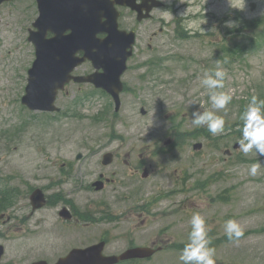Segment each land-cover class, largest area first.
I'll return each instance as SVG.
<instances>
[{"label": "rangeland", "instance_id": "1", "mask_svg": "<svg viewBox=\"0 0 264 264\" xmlns=\"http://www.w3.org/2000/svg\"><path fill=\"white\" fill-rule=\"evenodd\" d=\"M178 1L186 6L175 12L173 8L155 10L153 18L141 23L128 10L120 9V27L135 28L137 35L133 55L122 75L126 88L120 94L118 112L110 97L87 88L71 89L68 96L59 92L55 102L59 112L33 111L23 105L27 68L34 58L27 36L38 11L34 0L0 4V190L11 194L18 189L23 196L31 186L49 185L53 191V165L63 157H74L77 150L84 153L80 148L87 145L106 150L124 146L135 157L142 154L145 167L153 169L148 179L131 181L132 214L144 198L153 197L154 201L146 208L145 224L141 225L132 214L128 221L118 224L113 233L127 231L124 235L129 239L115 237L105 247V254L123 251L130 239L149 245L158 238H167L164 243L168 245L162 251L138 264H182L179 256L189 242L190 221L193 213H199L211 226L209 246L215 249L216 264H264V156L255 149L244 154L239 147H232L241 137L235 122L241 120L251 97L264 100V41L259 44L250 40V35L255 40L258 34H264V26L254 30L255 35L245 33L242 26L245 20L264 16V0H244V7L242 0ZM178 18L188 32L184 38L174 35ZM228 21H234L236 27H227ZM224 41L225 47L240 49L236 58L217 49L216 43ZM152 60L158 66L150 73ZM217 62L227 72L224 88L217 91L232 95L226 109L220 110L212 108L208 89L200 83L203 72L214 70ZM89 94L93 95L85 99ZM71 96L79 103H74ZM194 110L215 111L222 116L224 132L214 136L207 126H194L190 119ZM174 131H180L186 141L180 148L166 149L164 142ZM191 131L193 134H189ZM195 141L203 144L199 151L192 149ZM225 149L231 154H224ZM86 162L91 172L99 169L96 158ZM257 162L261 167L252 176L250 166ZM100 196L105 197L110 211H122L128 205L114 201L108 191L82 193L76 199L77 205L93 210ZM22 199L14 212L18 218L29 211L21 208ZM58 208L53 205L47 210L51 220ZM44 213L16 220L6 231L0 221V244L6 251L1 264H26L43 256L54 260L103 229L110 234L116 225L96 218L89 228L73 227L79 234L72 239L66 233V240L60 239L59 246H48L43 233L38 231L34 237L29 229L36 217L44 221ZM99 214L95 212L97 217ZM229 219L236 220L243 229L236 241H229L225 234L224 225ZM15 226L28 227L20 240L8 235Z\"/></svg>", "mask_w": 264, "mask_h": 264}, {"label": "water", "instance_id": "2", "mask_svg": "<svg viewBox=\"0 0 264 264\" xmlns=\"http://www.w3.org/2000/svg\"><path fill=\"white\" fill-rule=\"evenodd\" d=\"M4 1L8 0H0V3ZM36 1L39 11L34 22L36 30H30L28 37L35 45L36 58L28 69V84L22 103L31 110L58 111L59 108L54 104L58 90L70 79V71L88 59L96 69L102 71L74 79L92 82L96 87L106 90L114 100L115 111H119L120 92L123 89L121 75L132 54L135 34L134 31L119 29L120 13L116 5L130 7L137 12V19L142 20L149 17V11L159 2L148 5L149 0H143L142 4L136 3V0ZM67 30L69 33L65 34ZM48 31L53 33L51 38H46ZM99 33L106 35L98 37ZM78 51H83L80 58L75 56ZM140 111L146 113L143 107ZM238 146L235 143L233 148ZM201 147L200 142L193 145L195 150ZM229 152L225 150V153ZM110 156V153H106L102 162L109 163ZM96 188H100L97 182ZM30 198L33 202H39L42 191L36 188ZM103 249L104 242H100L85 248H73L54 263L40 260L31 264H116L125 259L148 258L156 251L151 247L140 246L126 249L118 255H104ZM2 252L0 246V257Z\"/></svg>", "mask_w": 264, "mask_h": 264}, {"label": "flooded vegetation", "instance_id": "3", "mask_svg": "<svg viewBox=\"0 0 264 264\" xmlns=\"http://www.w3.org/2000/svg\"><path fill=\"white\" fill-rule=\"evenodd\" d=\"M163 2L162 6L158 8H154L151 12V15L153 11L158 9H164L165 11H170L169 8H173L172 11L179 10L180 8H184L186 6V3L182 2L180 3L178 0L167 3L166 0H161ZM35 4V3H34ZM132 15H136L135 12L131 11L130 9H127ZM152 18V16L150 17ZM163 19H160L159 22L162 23ZM163 28L160 26L159 31L162 32ZM155 34V33H154ZM48 37L51 36V33H48ZM148 47H151L150 43L147 44ZM77 56H82V52L76 53ZM85 64H90L91 66L88 67H82ZM95 69L92 67V64L90 61H85L80 65H77L70 74V79L64 83V86L62 88L61 93L64 94V96H68L69 90H82L83 88L90 89L92 91L96 90L94 85L92 83L88 82H78L74 78L75 77H81V76H87L90 73L94 72ZM92 95V94H91ZM72 100L74 103L78 104L79 101H77L78 98L75 96ZM87 97V96H86ZM85 97V98H86ZM188 133H185L187 136ZM190 134V132H189ZM185 136H182L181 132H172V135L164 142L165 148L170 149L172 148H180L185 143ZM193 145V144H192ZM81 150H85L84 153H82L80 150H77L75 152L74 157L73 156H66L63 157V160H61L59 163H55L53 166L56 167V176L53 178L54 181H56L55 189L53 191H50V186H31L23 196L18 192V189L14 190L11 194H8L4 192L3 189L0 190V221L3 224L5 231L10 227L14 226L13 223L18 221H23L24 219H27L28 217L34 215L35 213L39 211H46L44 221L42 222L40 218L42 217H36V220L34 222V226L29 227L31 229V232L33 233V236L35 237V233L38 231L43 233L44 243L45 245L54 244L59 246L61 242L60 239L66 240L64 235L67 233L68 239H72V236H77L79 233H77L75 230H73V227H81V228H89L92 226V224L96 221V218L98 221L102 220V222H106V224H113L115 222V227H112L110 234L109 231L106 229L101 230L100 232L95 233V235L91 238L88 236V241L85 242L83 245H75L72 246L66 253L55 257L53 259L49 258H34L31 261L27 262L26 264H30L34 261H38L40 259L46 260L48 263H54L56 262L60 257L66 255L71 249L73 248H81V247H88L100 242H104L105 247L108 246L110 243H112L117 237V239H124L126 238L125 232L127 231H118V233L114 234L113 231L119 227L118 224L121 222H124V219L128 221L130 219V216L133 212L130 210L129 201L131 198L130 193V185L132 180H140V179H148L151 173H153V169H150L145 167L144 163V156L142 154H139L137 157L132 155V152L129 150H124V146H116L112 150H106L105 147H99L94 145H87L82 146L80 148ZM106 153H110L111 161L107 164H104L102 162L103 156ZM100 154V155H98ZM93 158L97 159V163H99V169L94 170L93 172L90 171L91 166L87 164V160L92 161ZM96 163V164H97ZM95 175V176H94ZM94 176V177H93ZM96 182L99 183L100 188H96ZM39 188L42 191V199L39 202H33L30 198L32 192ZM105 191L110 192L112 198H114V201L117 202H123L128 205L123 206L122 211H110L107 209V203L106 199L103 196H100L101 198L96 201L95 209L89 210L88 207H84V209H81L77 205V197H81L82 193L87 192H95V193H103ZM22 199L23 205L21 206L22 209H28L29 211L18 218L17 215L14 214V212L17 211L19 200ZM154 201L153 197L144 198L143 202L140 204H137L138 210L132 214L134 217L139 219V223L145 224L147 222V213L146 208L152 204ZM39 203V204H38ZM53 205H59V208L56 211L55 217L53 220H51V215L49 214L48 209H50ZM100 214L95 215V212ZM128 219V220H127ZM10 222H12L11 225ZM39 222V225H38ZM113 222V223H112ZM20 229H23L24 232H21ZM28 230V227L26 226H15L14 229H12L8 235L12 236L13 239L20 240L23 238L22 235H25L26 231ZM129 239V238H126ZM158 238L157 240H154L151 242V244L146 243H139L135 240L132 241L127 240L125 249H128L130 247L134 246H153V247H162V251L168 244H165L167 242V238L164 240V238ZM159 243L155 245L156 243ZM165 242V243H164ZM67 243H72L71 240H68ZM18 245H21L20 243H17ZM2 245V244H0ZM3 246V245H2ZM4 248V246H3ZM105 249V248H104ZM3 255H5L6 251L3 250ZM158 252V251H157ZM120 252L116 253H110L113 254H119ZM2 255V256H3ZM2 259V257H1ZM0 259V264H1ZM13 260H10L12 262ZM144 259H131L119 262L118 264H138L143 262ZM7 264V261L5 262ZM24 264V263H22Z\"/></svg>", "mask_w": 264, "mask_h": 264}, {"label": "clouds", "instance_id": "4", "mask_svg": "<svg viewBox=\"0 0 264 264\" xmlns=\"http://www.w3.org/2000/svg\"><path fill=\"white\" fill-rule=\"evenodd\" d=\"M242 3L244 7V0ZM243 7L239 9L242 10ZM226 26L234 28L236 23L228 21ZM226 76V70L217 62V67L214 70H205L200 80L201 85L208 89L209 99L215 110L226 109L232 100V95L228 92L217 91L224 88ZM190 119L196 127L207 126L208 131L214 136L222 134L225 130L224 118L217 115L215 111L194 110L191 112ZM241 120L243 125L240 128L241 137L238 140L240 151L247 154L255 149L259 156H264V100L253 95L241 115ZM260 167L259 162L252 164L249 174L255 176ZM190 224L189 242L182 249L179 260L182 264H216L215 249L209 246L211 240L208 233L211 231V226L199 213H193ZM224 227L229 241H236L243 235V229L234 219L227 220Z\"/></svg>", "mask_w": 264, "mask_h": 264}, {"label": "trees", "instance_id": "5", "mask_svg": "<svg viewBox=\"0 0 264 264\" xmlns=\"http://www.w3.org/2000/svg\"><path fill=\"white\" fill-rule=\"evenodd\" d=\"M242 26L244 27L243 31L245 33L255 35L256 33H254L253 31L256 30V29H260L261 27L264 26V16L258 17V18H254V19H250V20H245V21H243ZM262 36H263V38H262ZM250 40H251V42H258V43H259L260 40L264 41V34H262V33L258 34L257 38L255 40L250 35ZM222 51H227V54L229 56L236 57V56H238L237 54L240 52V49H232V48H229V47H223ZM149 65L151 67L150 73H152L154 71L153 67H157L158 66L153 60L151 62H149ZM262 94L263 93H260L259 96H261ZM235 125H239L238 131L241 132L240 128L243 125V121L242 120L236 121Z\"/></svg>", "mask_w": 264, "mask_h": 264}]
</instances>
